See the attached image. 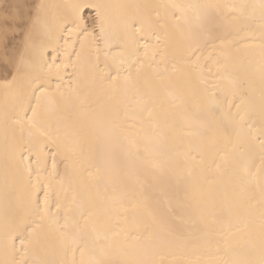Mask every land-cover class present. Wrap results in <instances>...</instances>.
<instances>
[{
	"label": "bare ground",
	"instance_id": "bare-ground-1",
	"mask_svg": "<svg viewBox=\"0 0 264 264\" xmlns=\"http://www.w3.org/2000/svg\"><path fill=\"white\" fill-rule=\"evenodd\" d=\"M259 2L29 0L27 3L26 0H4V3L24 5L25 19L36 15L38 4L50 6L41 13L35 28L37 50L41 44H47L44 61L51 66L54 56L56 63L63 65L58 75L49 76L47 91L51 99L42 100L38 109L40 127L47 135L35 133L28 136L26 132H21L19 126L11 123L5 127L2 119L4 105L7 103L11 107L14 103V95L6 90L5 82L11 81L16 72L11 64H4L0 72V192L6 182L15 187L17 198L13 212L23 210V202L33 187L40 193L41 208L45 207L43 193H48L47 208L52 216L60 219L61 224L64 223L65 215L76 220L82 211L87 210V204L81 208L78 203H72L74 195L77 201L88 199L83 192L85 185L93 195L99 192L115 194L122 199L143 198L151 207L165 206L173 201V169L179 171L190 194L199 198L201 194L198 187L203 177L196 173L191 177L184 175L182 158L188 151L189 142L179 129L168 138L165 145L149 154L151 159L163 166L164 171L152 169L146 172L145 162L136 160L128 150L124 137L137 131L135 121L130 120L135 100L131 94L123 91V84L124 78L129 75L135 77L138 69L141 73L157 68L171 72L175 65L183 73L190 74L187 82L189 87L203 89V77L208 81L209 88L215 85L219 89L216 95L221 99L231 92L233 80L243 81V87L251 98V108L243 126L234 124L226 108L217 114V119H224L230 126L236 127L238 137L235 139L241 145L245 160L258 183L264 172V155L260 148L264 124L259 114V65L264 45V25L259 9L249 7L237 10L229 6L258 5ZM77 3L103 6L99 9L103 17V35L95 8L82 9L79 26L71 24L73 10L68 6ZM190 4L215 6L202 10L210 12L212 16L210 36L198 32L194 27L191 10L186 9L182 18L171 7ZM23 40L22 32L17 31L11 39L10 51H22ZM193 48H198L195 56L191 54ZM224 64L228 66L227 73L222 67ZM173 75L178 78L180 74ZM20 86L23 87V84ZM69 98L73 102L71 105L67 102ZM202 99L207 102L209 97L202 96ZM28 115L31 116V113ZM108 130L115 131L119 139L110 145L107 152L93 151L83 161V168L91 172L90 176L82 175L81 167L74 165L70 156L63 151L56 154L53 169V140L72 136L89 140L93 132ZM231 196V191L226 195L218 190L217 206L211 216L178 208L176 215L182 218H170L168 232L152 225L139 209L131 214L127 223H120L147 246V258L163 259L165 264H209L220 259H242L250 247L258 243L259 210H254L250 221L249 230L254 234L249 236V230L236 232L230 237L231 248L228 253H218L221 233L226 230L224 218L232 207ZM230 218L233 223L241 219L234 209ZM37 224L42 225L37 229L40 242L26 244L27 253H21L20 239L23 237L19 235L15 238V250L5 246L4 221L0 214V261L70 264L73 259H81L80 253L75 252L74 248L69 250V245L62 243L59 234L49 228L45 221L37 219ZM116 241L111 259L128 260L143 255L135 247V242H125L119 237ZM83 259L88 260L90 257L85 254Z\"/></svg>",
	"mask_w": 264,
	"mask_h": 264
},
{
	"label": "snow or ice",
	"instance_id": "snow-or-ice-1",
	"mask_svg": "<svg viewBox=\"0 0 264 264\" xmlns=\"http://www.w3.org/2000/svg\"><path fill=\"white\" fill-rule=\"evenodd\" d=\"M48 7L50 6L43 3L38 4L36 15L25 19L24 5L4 3V0H0V63L11 64L16 72L11 81L5 82L6 90L14 95V103L11 107L7 103L4 105L2 119L6 128L11 123L19 126L21 132H26L28 136L35 133L47 135L40 127L38 109L42 100L51 99L47 91L50 83L49 76L58 75V70L63 66L56 63L54 56L51 66L44 61L47 44H41L37 50L35 28L41 13ZM68 7L73 10L70 17L73 26H79L81 23L82 9L89 7L97 9L96 15L99 18L101 35H103V17L99 11L102 5L77 3ZM171 7L182 18L185 16L186 9L191 10L195 21L194 27L198 32L210 36L212 16L210 12L202 10L215 6L190 4L172 5ZM229 7L237 10L249 7L259 9L260 19L264 25V0H260L258 5H230ZM17 31L22 32L24 36L23 50L12 52L9 46L12 36ZM197 51L198 48H193L192 56H195ZM261 52L259 114L264 124V45H262ZM73 54L79 55L78 53ZM222 67L227 73V64ZM173 74L180 75L177 78ZM189 80L190 74L183 73V70L175 65L172 66L171 72L168 69L161 71L157 68L141 73L138 69L135 77L126 76L123 91L134 97L135 103L132 106L130 120L135 121L134 127L137 131L124 139L134 158L145 162L146 172L152 169L164 171L163 166L151 159L149 154L155 148L165 145L168 138L179 129L189 142L188 151L182 158L184 175L191 177L196 173L203 177L198 187L201 194L199 198L190 194L188 186L181 179L177 169L171 170V174L175 177V183L172 185L173 201L165 206L151 207L143 198L139 200L122 199L115 194H100L99 192L93 195L85 185L83 192L88 199L85 201L82 198L77 201L74 195L72 203H78L81 208L87 204V210L82 211L79 219L76 220L65 215L64 223L61 224L60 219L52 216L47 208L48 193H43L45 207L41 208L40 193L35 187L28 192L22 205L23 210L14 213L16 189L6 182L3 191L0 192V214L3 215L4 221L5 246H11L15 250V238L19 235L23 237L20 239V252L26 254V244L40 242L37 229L42 225L37 224V219H39L45 221L49 228L55 229L62 243L69 245V250L74 248L75 252L80 253L81 259H73L70 264H165L163 259L147 258V246L141 243L137 236L124 227L120 221L127 223L131 214L139 209L149 218L152 225L158 226L163 232H168L170 231L169 219L182 218L176 215L178 208L190 209L195 214L213 215L219 190L226 195L231 191L232 207L229 209V215L224 218L226 230L221 233L222 239L218 253L226 255L231 248L230 237L236 232L250 229V221L256 208L259 210L258 243L251 246L248 254L242 259H220L209 262V264H264V172L261 173L257 183L245 160L243 149L235 139L238 137L236 127L230 126L224 119H217V114L222 113L226 108L234 124L243 126L245 116L249 115L251 98L243 87L244 82L240 80L232 81V90L224 95L223 99L216 95L219 89L215 85L209 88L208 81L203 77L201 78V83L205 85L203 89L189 87L187 84ZM21 83L23 87L20 86ZM202 96L209 97L207 102L202 99ZM67 102L70 105L73 103L70 98ZM28 113H31V116ZM121 131H123V126H121ZM118 139L119 135L113 130L95 131L89 140L77 136L63 139L58 137L52 141L54 145V150L51 151L53 169H55L56 154L63 151L70 156L74 165L81 167L82 175L90 176L91 172L83 168V161L93 151L107 152L110 145ZM260 148L264 155V131L261 132ZM233 209L241 217L236 223H233L230 218ZM253 234L251 230L248 231L249 236ZM117 237L125 242H135V247L143 255L128 260L111 259ZM85 254L90 259L84 260ZM0 264H25V262L12 260L0 261ZM34 264H39V262H34Z\"/></svg>",
	"mask_w": 264,
	"mask_h": 264
},
{
	"label": "rangeland",
	"instance_id": "rangeland-1",
	"mask_svg": "<svg viewBox=\"0 0 264 264\" xmlns=\"http://www.w3.org/2000/svg\"><path fill=\"white\" fill-rule=\"evenodd\" d=\"M5 1H7V0H5ZM27 1V3L29 2V0H26ZM12 38H13V36H12ZM11 38V39H12ZM4 68V64L3 63H0V72H1V70Z\"/></svg>",
	"mask_w": 264,
	"mask_h": 264
}]
</instances>
